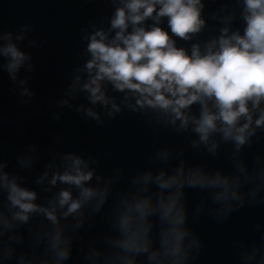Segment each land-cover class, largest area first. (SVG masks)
<instances>
[{
  "label": "clouds",
  "instance_id": "obj_1",
  "mask_svg": "<svg viewBox=\"0 0 264 264\" xmlns=\"http://www.w3.org/2000/svg\"><path fill=\"white\" fill-rule=\"evenodd\" d=\"M90 2L111 10L81 27L80 62L47 105L52 121L68 109L104 127L127 111L187 145L159 147L130 175L122 165L104 173L92 153L57 150L65 138L52 133L36 173L37 143L24 144L14 166L5 159L0 104V264H68L77 243L83 264H193L204 243L189 224L187 190L204 194L192 215L221 223L264 205V151L251 160L245 151L264 139V0ZM33 33L0 19V77L39 111L25 50L42 46ZM188 148L212 158L223 148L230 167L191 162ZM98 223L107 229L85 240ZM255 228L259 240L237 247L238 264H264V225Z\"/></svg>",
  "mask_w": 264,
  "mask_h": 264
},
{
  "label": "water",
  "instance_id": "obj_2",
  "mask_svg": "<svg viewBox=\"0 0 264 264\" xmlns=\"http://www.w3.org/2000/svg\"><path fill=\"white\" fill-rule=\"evenodd\" d=\"M218 6L210 4L208 8ZM110 10V5L90 0H0V19L4 29L15 31L25 23L30 24L34 29L33 35L42 43L38 48H25L33 56L35 72L31 74L30 86L42 110L21 106L18 96L9 91L11 84L7 74L0 77V104L5 115L3 153L10 167L15 165L16 155L22 146L33 142L42 149L36 169L38 173L47 159V152L43 150L51 144L52 133L65 138V143L58 145L57 150L92 153L99 160L98 170L104 173L122 165L130 175L147 167L149 158L159 147L187 145V136L156 129L144 117L127 111L115 120L106 122L104 127H98L93 121H85L68 109L63 110L59 122L52 121L50 113L55 109L49 110L47 105L62 94L69 74L80 62L77 53L83 47L81 27L90 19L110 13ZM245 151L251 160L257 152L264 151V139ZM106 152L112 155L106 156ZM185 156L191 162H207L213 168L230 167L223 148L215 158L191 148H188ZM36 173L31 175L30 181L35 179ZM30 186L35 187L31 183ZM120 186H127V175ZM203 197V193L187 190L189 224L200 234L204 243L201 256L193 264H238L235 256L237 247L259 240L261 233L255 226L257 223L264 225V205H246L221 223L215 221L207 211L198 217L192 215ZM106 229L107 225L98 223L90 232L85 230L83 235L87 240L89 236ZM68 264H83L78 243Z\"/></svg>",
  "mask_w": 264,
  "mask_h": 264
}]
</instances>
